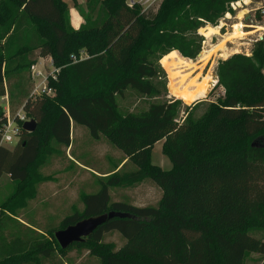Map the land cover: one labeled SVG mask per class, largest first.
Segmentation results:
<instances>
[{
	"label": "trees",
	"instance_id": "obj_1",
	"mask_svg": "<svg viewBox=\"0 0 264 264\" xmlns=\"http://www.w3.org/2000/svg\"><path fill=\"white\" fill-rule=\"evenodd\" d=\"M127 1L86 0L98 17H86L76 30L63 0H0V98L11 79L40 58L51 57L61 69L50 82L54 97L30 99L32 86L22 103L38 123L35 132H23L14 149L0 147V180L7 175L17 183L0 205V234L10 233L9 242L19 244L11 249L0 242V264H58L72 248L87 250L98 264H244L251 253L264 256V241L252 236L264 231V40L255 43L252 56L219 60L213 91L222 94L195 104L184 121H178L179 100L123 115L119 97L128 89L160 95L153 81L161 73L159 61L174 51L196 60L201 41L188 34L202 23L216 25L240 0H163L149 11ZM200 105L206 109L195 117ZM4 121L0 106V129ZM77 127L94 140L104 136L138 170L124 179L114 174L97 193L85 195L84 211L66 217L61 229L109 213L123 217L108 219L68 249L53 229H36L50 238L29 246L2 220L13 222L14 204L27 206L25 200L36 197L30 183L44 143L51 139L69 149ZM159 143L170 170L152 165ZM147 179L162 190L158 206L112 202L109 187ZM17 224L21 232L32 229ZM113 233L124 239L119 248L106 241Z\"/></svg>",
	"mask_w": 264,
	"mask_h": 264
},
{
	"label": "rangeland",
	"instance_id": "obj_2",
	"mask_svg": "<svg viewBox=\"0 0 264 264\" xmlns=\"http://www.w3.org/2000/svg\"><path fill=\"white\" fill-rule=\"evenodd\" d=\"M65 1L69 2L72 9L70 11L72 27L73 21H76V19H81V25L85 24L86 17L93 22L97 19L98 10L95 13H89L86 5L81 7L78 4V8H76L73 0ZM237 2L241 3L237 5ZM237 2H234L236 8H233L230 4L228 12L216 25L202 23L198 32L188 34V36L197 37L201 41L202 46L198 58L192 60L193 64L183 59L184 57L176 52H171L164 56L159 61L161 73L158 78L153 80L156 87L160 89L161 94L145 96L135 90L128 89L123 97L118 98L121 113L123 115L141 113L148 110L153 104L179 100L181 104L178 121L182 122L194 106L193 104L201 101L197 98L215 101L222 94L221 90L212 91L210 94L208 91L213 80L211 75L215 77L217 75V61H214L215 64L213 63L210 66V77H207L203 83L196 84V81H193L191 84L186 85L188 76L182 77V75L187 73L188 70L196 71L199 67L198 65L202 62L208 66L214 57L217 60L219 58L223 60L222 57L227 55H229L228 59L234 54L246 55L249 52L252 53L255 43L262 41L261 35H264V31H259L257 28L264 27V19L261 15L251 11L256 4L251 2L246 4L247 2L244 3L243 0ZM238 23H243L244 28L246 26L245 32L251 34L245 40L235 39L233 26ZM221 54L224 56H220ZM86 56L85 53L80 55L82 58ZM158 57L155 56L156 61H158ZM173 69L179 72L173 73ZM20 74L22 76H15L12 82L7 84L9 104L12 111L21 109L23 101L35 84L31 80V75L29 79L28 69H23ZM178 80L181 81L179 82ZM6 104V101L1 102V107L3 108ZM205 109V106L200 105L193 115L199 117L204 113ZM72 139L73 145L69 149L51 139L44 143L41 159L30 183L36 197L31 200L26 199L27 206L14 204L16 218L13 222L2 220L3 223L5 222L6 229H9L16 239L18 236L22 237L25 235L30 243L29 246L50 238L45 237L44 233L36 232V229L45 231L53 229L55 232L63 230L61 229L62 222L66 217L75 213L81 214L84 211L83 197L97 193L102 183L106 182L112 175L116 174L124 179L127 175L138 170L133 161L113 146L104 136H101L99 140H94L85 127H77L74 130ZM162 145V143L155 145L152 151V165L164 170H170L172 163L163 154ZM14 148L15 145L7 147V149ZM16 189L17 183L5 175L0 180V205L13 195ZM109 190L112 202H124L138 207L158 206L162 198V190L151 179L136 185H125L123 183L120 186H111ZM29 196L27 194L26 197L29 198ZM16 219L27 221L32 226L31 231L21 232V226L17 224ZM9 235L0 234V242L3 241L7 246L12 247L11 249H14L19 244L16 241V244L12 245L9 242ZM252 236L264 241V231L262 230L252 232ZM106 241L112 243L116 248H119L124 243V239L117 233L108 235ZM83 256L86 257L82 260ZM92 259L87 250L72 248L67 252V256L64 257V263L92 264ZM244 264H264V256L251 253Z\"/></svg>",
	"mask_w": 264,
	"mask_h": 264
},
{
	"label": "built area",
	"instance_id": "obj_3",
	"mask_svg": "<svg viewBox=\"0 0 264 264\" xmlns=\"http://www.w3.org/2000/svg\"><path fill=\"white\" fill-rule=\"evenodd\" d=\"M162 2L163 0H128L127 4L130 8L139 6L143 11H149L158 8ZM243 2L256 4L251 11L261 15L264 19V0H243ZM240 3L241 2H237L236 4L239 5ZM231 6L236 8L235 3H231ZM263 37L264 35H261V38L264 40ZM246 55L252 56V53L249 52ZM39 65L40 68H38ZM60 70V68L55 66L51 57L40 58L35 64H33L30 67V75L32 82L35 84L30 94V99H36L42 96L54 97L56 95V91L50 86V82L57 81ZM210 84L209 89H214L218 84V79H213ZM3 101H6L7 104L3 107L5 121L0 129V147L7 148L13 145L16 146L19 143L22 133L24 132V124L31 119L25 112L26 103H24L21 109H18L17 113L14 114L9 104L8 91H6L5 95L0 98V106Z\"/></svg>",
	"mask_w": 264,
	"mask_h": 264
},
{
	"label": "water",
	"instance_id": "obj_4",
	"mask_svg": "<svg viewBox=\"0 0 264 264\" xmlns=\"http://www.w3.org/2000/svg\"><path fill=\"white\" fill-rule=\"evenodd\" d=\"M263 40V39H262ZM38 123L31 119L24 124V132L33 133L37 129ZM122 215L109 213L98 217H92L80 221L76 225L55 232V238L62 249H68L74 244L81 243L89 238L99 227L105 224L108 219Z\"/></svg>",
	"mask_w": 264,
	"mask_h": 264
},
{
	"label": "crops",
	"instance_id": "obj_5",
	"mask_svg": "<svg viewBox=\"0 0 264 264\" xmlns=\"http://www.w3.org/2000/svg\"><path fill=\"white\" fill-rule=\"evenodd\" d=\"M64 2H66V3H68V5H69V7H70V11L72 10L71 9V6H70V4H69V2L68 1H65V0H63ZM77 3L82 7V6H84V5H86V0H77ZM81 24H82V21H81V19H76V21H73V28L74 29H79L80 27H81ZM222 29V28H221ZM218 46V45H217ZM174 52H176V53H178L177 51H174ZM225 55H227V54H225ZM220 56H224V55H220ZM227 57H229V55H227L226 57H222V59L223 60H226L227 59ZM183 59H186V58H183ZM216 58L214 57V58H212V61L209 63V65L207 66V64H205V63H200L198 66V69L196 70V71H190V70H188L187 71V73H184L183 75H182V77L183 76H188V78H187V81H186V85H188V84H191L193 81H196V84H200V83H203L204 82V80L207 78V77H210L209 76V73H210V70H209V68H210V66L211 65H213V63L215 64V62L214 61H217V63H216V68H217V65H218V61H219V59L221 60V58H219L218 60L216 59ZM186 60H188L189 62H191L192 63V60H189V59H186ZM193 64V63H192ZM38 68H40V65H39V67ZM195 68V67H194ZM29 70V76H30V69H28ZM172 72L173 73H178L179 71H176V69L174 70H172ZM212 77H213V79L214 78H217V75H216V77L214 76V75H211ZM218 79V78H217ZM179 82L181 81V80H178ZM178 81H176V82H178ZM12 82V79H11V81H10V83ZM171 84V83H170ZM7 86H6V91H7ZM174 89V88H173ZM221 90V89H220ZM213 90L212 89H209V91H208V93L210 94L211 92H212ZM221 92H222V90H221ZM207 93V94H208ZM172 98V97H171ZM199 101L201 100H204V98H197ZM198 102V101H197ZM197 102H195L193 105H195ZM17 221H19V223H21L22 224V227H23V225L24 226H26V227H28V228H31L32 226H30L28 223H26L23 219H16ZM22 229V228H21ZM23 230V229H22ZM41 233V232H40ZM67 256V255H66ZM86 256H83L81 259L83 260L84 258H85ZM92 257V256H91ZM93 259H92V264H98V260L96 259V258H94V257H92ZM59 262V261H58ZM64 263V258H61V260H60V263H58V264H63ZM73 263V262H72ZM46 264H49V262H47ZM64 264H68V263H64Z\"/></svg>",
	"mask_w": 264,
	"mask_h": 264
},
{
	"label": "bare ground",
	"instance_id": "obj_6",
	"mask_svg": "<svg viewBox=\"0 0 264 264\" xmlns=\"http://www.w3.org/2000/svg\"><path fill=\"white\" fill-rule=\"evenodd\" d=\"M245 28H246V26H245ZM233 29H234V33H235L234 36L236 37L235 39L245 40L246 37H248L249 35H251V34H248L247 32H245V30H244V24L243 23L235 24L233 26ZM257 29L259 31H264V27L257 28Z\"/></svg>",
	"mask_w": 264,
	"mask_h": 264
}]
</instances>
